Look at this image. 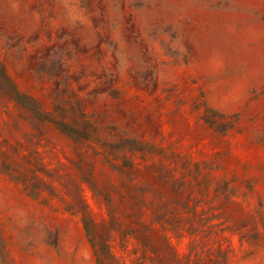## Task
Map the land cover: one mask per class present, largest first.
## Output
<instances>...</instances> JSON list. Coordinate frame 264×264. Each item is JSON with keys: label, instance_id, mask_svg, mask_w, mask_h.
Returning <instances> with one entry per match:
<instances>
[{"label": "rangeland", "instance_id": "1", "mask_svg": "<svg viewBox=\"0 0 264 264\" xmlns=\"http://www.w3.org/2000/svg\"><path fill=\"white\" fill-rule=\"evenodd\" d=\"M0 264H264V0H0Z\"/></svg>", "mask_w": 264, "mask_h": 264}]
</instances>
